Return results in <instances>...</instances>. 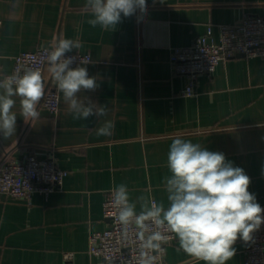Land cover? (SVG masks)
Here are the masks:
<instances>
[{
  "label": "crops",
  "instance_id": "1",
  "mask_svg": "<svg viewBox=\"0 0 264 264\" xmlns=\"http://www.w3.org/2000/svg\"><path fill=\"white\" fill-rule=\"evenodd\" d=\"M84 4L0 0V77L23 51L79 39V51L92 56L89 76L100 85L82 95L110 108L99 120H73L60 93L57 114L42 105L43 96L39 117L26 120L16 98V133L0 135V163L33 153L55 158L67 174L49 195L0 193V264L97 262L90 236L109 225L103 215L107 192L124 183L132 201L144 195L167 205V152L177 137L224 153L244 169L249 191L264 205V58L231 57L212 75H201L191 96L182 94L188 80L172 63L173 50L191 45L209 24L219 41L218 25L238 23L246 13L264 16V0H147L146 14L137 9L114 31L91 27ZM45 72L49 79V68ZM104 119L113 122L112 135L97 136ZM249 245L238 239L228 264H246ZM177 247L176 241L167 246L166 264H202Z\"/></svg>",
  "mask_w": 264,
  "mask_h": 264
},
{
  "label": "clouds",
  "instance_id": "2",
  "mask_svg": "<svg viewBox=\"0 0 264 264\" xmlns=\"http://www.w3.org/2000/svg\"><path fill=\"white\" fill-rule=\"evenodd\" d=\"M84 7L89 11L87 23L91 27L114 31L122 17H131L137 9L146 14L147 0H85ZM82 47L79 39H60L47 51L49 71L73 120H99L108 116V105L82 95L100 86L86 67L92 62L90 55L78 62L76 56L66 55ZM44 93L39 69L28 67L0 78V135L4 139L16 133V98L20 114L26 120L36 119ZM113 129V122L104 119L96 134L110 136ZM166 165L167 205L144 195L132 201L124 183L114 186L111 193L118 223L126 233L133 226L137 230L141 241L138 264H155L157 255L153 253L163 252L162 245L170 240H176L177 251L202 264H228L236 255L237 240L252 241L253 233L264 224V208L249 191L250 177L224 153L180 137L170 143Z\"/></svg>",
  "mask_w": 264,
  "mask_h": 264
},
{
  "label": "built area",
  "instance_id": "3",
  "mask_svg": "<svg viewBox=\"0 0 264 264\" xmlns=\"http://www.w3.org/2000/svg\"><path fill=\"white\" fill-rule=\"evenodd\" d=\"M214 24L208 25L206 34L198 37L191 45L176 47L172 53V63L177 74L187 78L188 84L182 91L185 96L195 94L197 81L201 75H212L217 67L238 55L264 58V16L246 13L238 23L220 24V39L214 36ZM56 45L50 43L35 51H23L15 57L11 75L24 68L39 69L45 84L42 105L51 113L60 110L61 96L56 83L50 75L47 51ZM66 55L76 56L77 62L90 55L74 51ZM91 61H92V56ZM75 65H73L74 67ZM67 171L61 169L55 158L39 159L30 153L22 159L10 158L0 163V193L11 195L17 199H30L34 193L49 195L62 186ZM113 189L109 190L103 205V215L108 220V227L102 232H94L90 236L89 251L99 258L94 264H138L141 252V241L133 226L126 233L123 226L116 220V209L112 206ZM264 208V205H261ZM176 240L162 245L163 252L157 255L155 264H166L167 246ZM246 264H264V224L253 233V239L246 250ZM70 257L71 254H67Z\"/></svg>",
  "mask_w": 264,
  "mask_h": 264
}]
</instances>
